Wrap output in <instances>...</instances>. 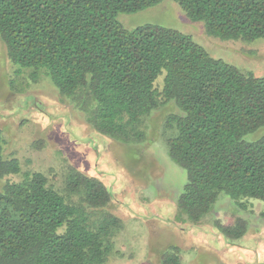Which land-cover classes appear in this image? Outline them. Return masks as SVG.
Wrapping results in <instances>:
<instances>
[{"label":"trees","instance_id":"16d2710c","mask_svg":"<svg viewBox=\"0 0 264 264\" xmlns=\"http://www.w3.org/2000/svg\"><path fill=\"white\" fill-rule=\"evenodd\" d=\"M162 1L0 0L11 91L45 79L91 129L124 143L147 139L148 118L174 102L166 144L188 174L175 219L201 223L221 193L243 211L253 199L264 205V134L246 138L264 127V76L176 28H127L119 19ZM175 1L209 37L264 41V0ZM8 145L0 127V264H105L124 228L113 191L71 164L58 175L24 169ZM216 225L230 243L248 230L241 217ZM162 262L181 264L179 250L172 246Z\"/></svg>","mask_w":264,"mask_h":264},{"label":"rangeland","instance_id":"374dc122","mask_svg":"<svg viewBox=\"0 0 264 264\" xmlns=\"http://www.w3.org/2000/svg\"><path fill=\"white\" fill-rule=\"evenodd\" d=\"M179 6L175 0H164L139 12L121 14L119 19L127 28L145 24L176 28L191 34L214 57L264 76V41L227 42L209 37L204 24L189 19ZM14 73L0 37V127L8 140L7 152L15 153L24 169L58 175L62 166L71 164L107 184L118 205L114 213L124 228L105 264H163L162 255L172 246L179 250L181 264L264 263L262 202L253 199L254 207L243 211L221 193L201 223L175 219L188 174L171 159L166 144V117L176 109L174 102V108L169 106L148 118L147 139L124 143L91 129L84 115L61 102L45 79L33 81L23 93L11 91L8 78ZM29 94L34 99L26 108L23 103ZM263 134L264 127L246 138L255 140ZM236 217L247 220L248 230L230 243L216 222L228 224Z\"/></svg>","mask_w":264,"mask_h":264}]
</instances>
